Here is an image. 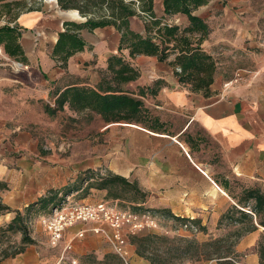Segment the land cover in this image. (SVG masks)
<instances>
[{"label":"crops","instance_id":"0c3cea01","mask_svg":"<svg viewBox=\"0 0 264 264\" xmlns=\"http://www.w3.org/2000/svg\"><path fill=\"white\" fill-rule=\"evenodd\" d=\"M163 1H155L158 17H164V20L169 17L168 22L181 26L190 23L186 14L166 16ZM194 14L205 19L211 28L202 47L218 60L215 80L208 91H193L190 83L181 82L175 75V67L170 63L175 57L172 54L167 61H160L156 57L162 67L155 69L158 87L156 94L138 95L140 87L154 86L151 82L137 83L139 78L124 84V89L141 97L151 111L158 109L156 111L161 114L157 116L167 130L154 131L142 124L118 122V130L122 131H118V134L121 136L126 126L132 128L131 135L125 133L127 142L123 138L118 142V174L136 181L148 193L146 200L142 202L145 209L149 204V208L156 213L160 208H167L174 215L196 219L198 226L206 228L201 229L197 236L225 227L224 223L220 224V220L235 206L244 209L253 214L254 219L250 226L256 224L258 228L250 229L241 238L237 250L258 247L264 225L258 222L256 213L254 214L252 206L255 200L245 203L246 200L242 198L246 189L258 188L264 192V0H210L198 7ZM68 21L72 20L67 16L35 10L24 11L13 22L0 24L1 29L6 25L17 28L16 44L20 49L16 55L8 54L5 44L9 40V32L0 31V46L4 49V55H0V181L10 187L23 174L31 175L24 167L32 164L31 171L35 173V168L40 166L33 161L39 155L37 150L30 149L21 156H13L14 153L10 151L26 148L27 145L23 138L25 131L19 129L20 125L13 128L8 126V121L13 118L11 106L18 105L20 108L22 105L24 109L25 105L35 101L42 102L45 106L47 103L55 105L56 98L65 88L72 85H91L84 80L87 70L76 66L94 54L86 50L90 45L86 38V34L90 33L88 29L80 30L81 36L88 43L87 47L72 55L67 66H59L58 64L62 65L61 61L53 55L60 32L65 30V22ZM135 22L131 18V28L146 33L144 25L143 28H137ZM106 27L110 26L99 27L94 31L98 33ZM115 32L118 35L117 46L105 54L106 61L119 52L121 35L118 31ZM48 35L53 41L52 48L45 50L38 47L42 37L46 38ZM99 36L102 52L105 51L103 48L106 38ZM220 51L224 52L223 55ZM125 56L128 60L135 61L128 50H125ZM225 56L235 59L229 60L234 63L233 68L227 65L228 58L221 59ZM240 57L250 58V61L239 62ZM15 59H18L17 66L14 64ZM133 64L138 66L134 62ZM102 66L105 67L104 64ZM233 71H243L245 78L236 85L227 87L225 83L234 77ZM33 75L38 78L37 83L27 81ZM133 83L140 87L130 90L129 86ZM45 86L48 88L44 89ZM56 87L57 91L52 94ZM49 95H55L54 103L48 99ZM65 110L74 113L68 106ZM13 112L17 113L14 118H18L21 113L19 110ZM44 113L49 114L45 107ZM170 113L177 114L183 121L178 131L168 130L170 124L166 117ZM16 130L19 131L14 133L15 141L20 147L12 148L10 136ZM6 192L8 189H0L4 203L13 209H21V204L8 202ZM27 193L32 196L29 201L34 202L44 196L46 191L28 192L27 188L19 190L16 194L25 198V206L30 204L27 202ZM241 200L244 202H240ZM79 224L85 226L74 230L72 228L78 224L71 227L65 235V241L74 238L82 229L86 232L92 231L90 223ZM231 225L236 228L247 226V223ZM71 229L74 233L68 235ZM93 233L107 239L103 234ZM180 233L193 235L189 231L181 230ZM77 238L78 236L74 238L73 249L64 259L61 256L60 261L66 262L75 258L76 249L82 251L84 245L75 242ZM61 247L63 249V245ZM35 248V243L30 244L23 253L0 264H46L39 260ZM88 249L89 247L86 250ZM129 249L137 264H151L136 253L134 245L130 244ZM252 259L259 263L257 253Z\"/></svg>","mask_w":264,"mask_h":264},{"label":"trees","instance_id":"16d2710c","mask_svg":"<svg viewBox=\"0 0 264 264\" xmlns=\"http://www.w3.org/2000/svg\"><path fill=\"white\" fill-rule=\"evenodd\" d=\"M156 0H58L62 9H79L84 16H91L84 22H65V30L60 32L59 39L54 47L53 55L65 67L69 58L78 51H83L88 43L81 36L80 30L88 28L94 30L99 27L114 26L121 33L119 53L108 58L107 70L103 74L97 87L87 85H72L65 88L56 98V104L47 103L46 112L56 115L65 111L66 106L76 114L90 112L96 113L107 123L129 122L142 124L154 131H165L164 123L157 115L145 106L141 97L127 92L124 84L137 80L141 72L125 56L129 51L131 58L138 55L155 56L160 61H170L175 67V75L181 82L190 83L193 91H208L215 80L218 71V60L206 52L202 44L208 37L211 28L202 17L194 14L201 5L210 0H164V13L166 16L186 14L190 23L181 26L174 22H164L155 12ZM11 6L12 3H7ZM33 10V9H30ZM145 14L150 20L146 26V33L135 31L130 26L133 16ZM155 29L156 33H152ZM9 32V40L5 44L6 52L16 55L19 45L16 44V27L6 25L0 28ZM157 86L140 87L138 95L156 94ZM92 188L105 190L107 196L113 199H122L125 195L136 202L134 210H143L142 202L148 196L136 181L119 175L115 172L102 174L91 168L84 170L77 178L63 187L66 195L80 190L90 191ZM0 189H8V184L0 181ZM59 192L51 190L34 203L25 208L13 209L4 203L0 197V213L15 212L13 218L5 225H0V263L8 258H14L26 250L36 239L31 235L29 227L30 213L35 206L46 208L53 203V207L60 204L56 202ZM132 195H138L133 197ZM245 203L255 200L252 206L258 222L264 225V192L258 188L246 189ZM240 202H244L241 200ZM132 208V209H133ZM163 216L171 217L182 223L190 222L199 230L206 229L198 226L196 219L181 217L172 214L167 208L157 211ZM253 214L234 207L223 216L220 224L231 227L230 232L224 236L211 237L200 241L196 236L183 235L169 236L150 229H144L135 234H129L128 239L136 248V253L148 260L151 264H184L186 261L209 262L213 264H238L239 252L237 245L241 238L250 230L256 229V224L250 223ZM195 220V221H194ZM247 223V226L233 228L231 224ZM225 226V227H226ZM20 233L19 241L12 235ZM260 261L264 262V234L258 248ZM66 264H71L66 261ZM81 264H124L122 259L113 252H108L99 259L95 253L87 254Z\"/></svg>","mask_w":264,"mask_h":264},{"label":"rangeland","instance_id":"374dc122","mask_svg":"<svg viewBox=\"0 0 264 264\" xmlns=\"http://www.w3.org/2000/svg\"><path fill=\"white\" fill-rule=\"evenodd\" d=\"M7 3H12L11 6H8ZM33 9V10H30ZM40 10L45 13L57 14L62 16L69 17L72 21L76 22H84L91 16H84L79 9H68L64 10L60 7L58 0H0V24L3 22H13L19 14L24 11H35ZM70 10H77L79 16L74 15ZM133 21H136L137 28H144L146 30V26L150 23L149 18L143 14L142 16H133ZM148 18V19H147ZM169 21V17L164 20V22ZM111 27V28H110ZM106 27L102 30H90V33L86 34V38L90 42L88 46L89 51L94 52L91 58H87V60L79 62L76 64L77 67L87 70L84 76V80L91 85L98 86L103 74L107 70L108 60L105 58L107 56V52L112 48H116L117 46V33L118 31L116 27L110 26ZM120 32L118 31V34ZM152 33H156L155 29H153ZM99 35L104 36L106 38V45L103 48L105 51L101 52L102 46L98 42ZM121 35V33H120ZM38 47H42L45 50L51 49L53 46V41L50 39L48 35L42 37V40L37 45ZM97 51V53H95ZM91 52V53H92ZM119 52H117L118 54ZM223 55V51H220ZM228 58V59H227ZM133 61L137 67L141 71V76L139 77L137 83H154V86H157V75L155 69L162 68L160 63L157 61L154 56L147 55H138L133 58ZM221 59H227V65L231 68L234 67L235 59H231L230 57H221ZM232 60V61H229ZM239 62L242 61H250V58L240 57ZM220 61V58H219ZM18 59H15L14 64L17 66ZM106 62V64H105ZM132 62V61H131ZM104 64V68L103 65ZM61 67V64H58ZM225 69V68H224ZM228 69V68H227ZM229 71V70H228ZM227 71V72H228ZM232 74H235L233 71ZM70 81V78H67ZM29 83H37L38 78L36 75H33L31 79L27 80ZM65 81H67L65 79ZM154 81V82H153ZM136 83H133L129 86V89L135 90L140 86H136ZM89 85V86H91ZM50 86V84H48ZM48 88L47 86L44 87ZM58 87L53 89L52 94L57 91ZM54 96L49 95L48 99L54 103ZM14 102H12L13 104ZM45 104L42 102L37 103L36 101L33 103H28L27 105L19 108L18 105L11 106V115L12 119L9 120L8 126H18L22 131H25L23 138L27 145L26 148H18L16 150L10 149L11 153L15 155H23L25 151H29L30 149H35L39 152V155L36 156L33 161L35 165H40L35 168L37 171H31L32 164L29 167H24L29 170L31 175L23 174L22 178L18 180L14 185L8 186L7 200L11 204L18 205L23 210L25 205V198H20L17 196V192L23 188H27L28 192L37 190V191H46L43 195H47L51 192V190H56L59 192V195L56 198V202L63 201L69 197V202H97L101 200L108 201L110 204H116L119 208H133L136 202L131 201L132 198L128 199L125 195L122 199H113L107 196V192L105 190H98L96 188H92L90 191L86 192V190H80L79 192H74L65 196L64 191L62 190L64 186L68 183H72L78 175H80L84 170L91 168L95 171H98L102 174L115 172L118 173V142L123 138L124 142L126 141V134L132 133L131 127L126 126L125 131L123 130V136L118 134L122 132L120 129L118 130V122L107 123L102 117L96 113L84 112L80 114L70 113L69 111H61L55 116H51L49 114L44 113ZM20 111V115L18 118H14L17 113L13 111ZM158 110V109H156ZM155 109H152L153 115H159ZM19 113V112H18ZM166 119H168V124L170 127L168 130L170 131H178L183 124L182 119L175 113H170L167 115ZM140 125V124H138ZM124 127V126H123ZM11 128V127H10ZM16 132H12L10 136V141L12 148L13 146L20 147V144L15 141ZM15 133V134H14ZM137 136V135H136ZM140 138L142 136L140 135ZM6 139H4L5 141ZM37 160V161H36ZM25 166V165H24ZM27 202H30L29 198L30 193H27ZM136 197L138 195H132ZM1 197V196H0ZM39 197L38 199H40ZM2 199V198H1ZM37 199V200H38ZM35 200L34 202H36ZM3 201V199H2ZM4 202V201H3ZM33 201L30 203H34ZM6 203V202H5ZM146 209L149 208V204H147ZM53 207V203L48 205L46 208H41L39 205L35 206L33 211L30 213L29 217V227L31 231V235L36 239V252H38L39 260L46 264H66L64 261H60L62 256V247L57 246L54 247L51 245L49 240V234L43 225L41 218L43 215H47L51 212ZM13 208V207H12ZM16 209V208H14ZM134 209V208H133ZM160 219V227L155 231L168 234L169 236L175 235H183L193 237L196 236L198 240L204 241L208 240L211 237L216 236H224L230 232L231 227H222L221 230L215 232H209L207 235L201 234L197 236L200 232H193L191 230L181 229V222L175 220L171 217L163 216L158 213ZM15 215V212L5 213L0 215V225H5L8 221L12 219ZM91 225V226H90ZM90 227H94L95 223H90ZM84 224H79L72 229H77ZM87 226V227H89ZM89 227V228H90ZM72 229L69 231V234L74 233ZM189 231L193 233V235H185L184 233H180V231ZM263 234L260 237V241L263 239ZM14 240L19 241L21 238L20 233H15L12 235ZM79 238V239H78ZM75 242L83 243L82 251L76 249L75 258L77 259V263L71 264H81L82 259L89 253H95V255L101 259L108 252H114L111 243L103 238L94 234L92 231H87L83 236L78 237ZM80 240V241H79ZM85 242V244H84ZM260 243V242H259ZM87 247H89L88 250ZM258 247L253 248H241L238 251V264H264V262L260 261V254L258 251ZM257 253L259 258V263L253 262V255ZM72 254V252L70 253ZM133 260V258H132ZM135 264V258L133 261ZM184 264H213L209 262H194V261H186Z\"/></svg>","mask_w":264,"mask_h":264},{"label":"built area","instance_id":"2783aa9c","mask_svg":"<svg viewBox=\"0 0 264 264\" xmlns=\"http://www.w3.org/2000/svg\"><path fill=\"white\" fill-rule=\"evenodd\" d=\"M0 55H4V49L0 46ZM245 78L243 71H237L234 77L225 83L230 87L236 85ZM45 229L49 234L52 246H62V259L73 249L74 238L81 237L86 230L76 233L74 238L65 241L67 231L78 223H95L91 230L105 235L111 243L114 252L122 259L124 264H135L130 251L129 234H135L144 229H158L160 219L158 214L151 209L134 210L131 208H119L116 204L101 200L97 202H69V197L60 204L54 206L51 212L41 218ZM181 229L197 232L199 229L190 222L182 223ZM77 263V259H69Z\"/></svg>","mask_w":264,"mask_h":264},{"label":"bare ground","instance_id":"6f19581e","mask_svg":"<svg viewBox=\"0 0 264 264\" xmlns=\"http://www.w3.org/2000/svg\"><path fill=\"white\" fill-rule=\"evenodd\" d=\"M74 15H77V16H79V14H78V11L77 10H70Z\"/></svg>","mask_w":264,"mask_h":264}]
</instances>
